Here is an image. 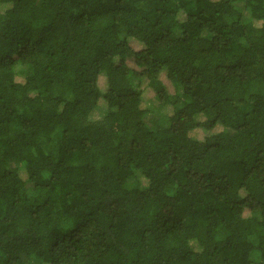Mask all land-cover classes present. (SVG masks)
<instances>
[{"label":"trees","instance_id":"trees-1","mask_svg":"<svg viewBox=\"0 0 264 264\" xmlns=\"http://www.w3.org/2000/svg\"><path fill=\"white\" fill-rule=\"evenodd\" d=\"M0 264H264V0H0Z\"/></svg>","mask_w":264,"mask_h":264},{"label":"rangeland","instance_id":"rangeland-1","mask_svg":"<svg viewBox=\"0 0 264 264\" xmlns=\"http://www.w3.org/2000/svg\"><path fill=\"white\" fill-rule=\"evenodd\" d=\"M152 101H153L154 103L157 104L156 100L152 99ZM93 116H94V118H98V117L100 116V114H99V112L97 111L95 114H93ZM30 189H31L30 186H27V187H26V190H27V191H29ZM26 190H25V191H26ZM245 215H247V213H246Z\"/></svg>","mask_w":264,"mask_h":264}]
</instances>
